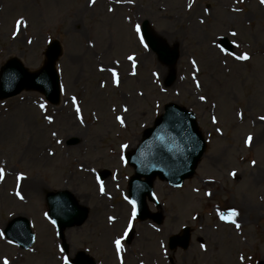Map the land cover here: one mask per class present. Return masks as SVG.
<instances>
[{
	"label": "rangeland",
	"instance_id": "374dc122",
	"mask_svg": "<svg viewBox=\"0 0 264 264\" xmlns=\"http://www.w3.org/2000/svg\"><path fill=\"white\" fill-rule=\"evenodd\" d=\"M229 2L241 17L249 15L247 21L235 18ZM262 12L260 0H0V69L17 58L37 72L46 63L49 43L62 46L58 105L36 91L0 100V232L15 217L25 216L36 234L29 250L0 236V264L5 259L9 264H65V258L74 264L80 252L97 264L264 262ZM21 19L24 24L18 27ZM145 20L156 36L178 47L172 70L140 43L135 25ZM222 37L234 44L232 53L221 50ZM244 53L251 58L236 59ZM130 55L136 57L135 68ZM169 71L174 80L167 86ZM171 102L195 113L207 150L196 176L181 188L155 183L166 222L154 231L148 222L132 219L128 181L134 170L124 155L140 144L143 132ZM123 144L128 148L122 149ZM103 172L109 175L101 181ZM29 183L36 187L29 189ZM62 190L73 192L90 209L83 226L65 231L67 252L46 204L48 192ZM217 210L237 211L230 219L241 227L226 223ZM130 222L134 233L127 244ZM188 223L195 229L193 247L171 252L169 238ZM120 237L117 253L113 241Z\"/></svg>",
	"mask_w": 264,
	"mask_h": 264
},
{
	"label": "water",
	"instance_id": "95a60500",
	"mask_svg": "<svg viewBox=\"0 0 264 264\" xmlns=\"http://www.w3.org/2000/svg\"><path fill=\"white\" fill-rule=\"evenodd\" d=\"M145 37L160 59L173 67L178 60L177 48L171 51L163 41L156 38L148 22L143 25ZM222 45L231 49L228 40ZM61 54L60 45L54 42L47 53V65L37 74H30L17 60L10 61L2 70L0 81V98H9L21 93L24 89H36L43 92L53 103L59 101V78L55 71V63ZM170 76L167 85L173 83ZM205 151V141L200 134L195 115L176 104H169L165 114L156 122L155 127L146 132L145 140L134 155L128 157L136 168V176L131 181V198L136 202L138 217L148 218L146 196L153 197V182L157 176L167 181L171 186H180L184 180L195 173V168ZM144 177L145 181L140 179ZM50 215L55 220L59 230L80 226L87 219L88 210L81 207L75 197L68 191L50 192L47 195ZM161 223V220H157ZM7 236L19 243L23 248H29L34 235L26 218H18L11 222L5 232ZM187 236L171 238L172 249L188 245ZM77 264H94L87 257L80 256ZM264 264V263H261Z\"/></svg>",
	"mask_w": 264,
	"mask_h": 264
},
{
	"label": "snow or ice",
	"instance_id": "6c2138e0",
	"mask_svg": "<svg viewBox=\"0 0 264 264\" xmlns=\"http://www.w3.org/2000/svg\"><path fill=\"white\" fill-rule=\"evenodd\" d=\"M91 2H92L93 4H95V0H91ZM238 2H240V0H238ZM260 3H261V4H264V0H260ZM189 8H191V4L189 5ZM109 11H112V9H109ZM201 23H203V21H201ZM23 24H24V21H23L22 19L17 21V26H18V27H19L20 25H23ZM135 32H136L137 34H140V43L143 44V46L145 47V49H147V48H148V44L145 43V38H144V36L141 34V26H140L139 24L135 25ZM231 35H232V36H236L237 33H236L235 31H233V32L231 33ZM29 43H31V41H29ZM221 50L223 51V49H221ZM250 58H251V57H250L247 53H244L243 55H240V56H236V59H237V60H249ZM127 59H128L129 61L132 62V66H133V68H135V66H136V57L133 56V55H130V56L127 57ZM192 64L195 66V65H196V61L193 60V61H192ZM101 70H103V69H101ZM197 71H199L198 68H197ZM133 75H135V72H133ZM113 76L115 77V79H116V83H117V85H118V84H119V77H118V74L115 73V72H113ZM196 86H197V87H200L199 81H197ZM141 95H142V93H141ZM72 99H73V102L75 103V102H76V98L73 97ZM199 99L203 101V100H206V97H205V96H200ZM40 107H41V108H44L45 105L41 104ZM76 111H77V113H80L81 110H80L79 106H77ZM124 111L127 112L128 109L125 108ZM240 115H241V118H243V114L241 113ZM116 119L119 121V123H120L121 125H124V124H125V121H124V118H123V117L117 116ZM259 119L262 120V121H264V116H261ZM48 120H49L50 123L52 122V118H51V117H48ZM81 120H82V117H81ZM213 122H214V123L217 122L216 119H215V117H213ZM217 131H219V129H217ZM252 140H253V137H252V136H248V137H247V140H246V143H247L249 146H251ZM121 148H122V149H127V148H128V145H127V144H123V145H121ZM122 159H123V157H122ZM252 163H253V165H255L256 162L253 161ZM2 175H3V169H0V176H2ZM232 176L235 177V176H236V173L233 172V173H232ZM99 191H100L101 194H104V193H105V188H104V185H103L102 182L100 183ZM17 195H20V194L17 193ZM208 195L211 196L212 194L209 192ZM20 198L23 199V196H20ZM125 199H127V197H125ZM130 203H131L132 206H133V211H132V213H131V216H132V219L134 220L135 217H136V214H137V213H136V202H135V201H130ZM230 215H231L232 217H235V216L239 215V213H238L237 211H232V212L230 213ZM108 219H109L110 222H115V217H109ZM221 219H226V217H225V215H224L223 213H221ZM52 223L55 224V220H53ZM232 223L235 225V227H236L237 229H239V228L241 227V225H240L239 223H237L235 220H232ZM128 230H131V222L129 223L128 228H127V230L125 231V234H124L125 236L127 235V231H128ZM3 235H4V234H3L2 232H0V236H3ZM122 239H123V237L115 238L114 241H113V243H114V245H115V250L117 251V253H119V252L121 251V249H122ZM11 242H12V241H9V243H11ZM201 247H204L205 250H206V246H205V245H201ZM62 251H63V249H62ZM240 259L243 260L244 257L241 256ZM4 264H9V261H8L7 259H5V260H4ZM65 264H67V258H65ZM121 264H123L122 261H121Z\"/></svg>",
	"mask_w": 264,
	"mask_h": 264
},
{
	"label": "bare ground",
	"instance_id": "6f19581e",
	"mask_svg": "<svg viewBox=\"0 0 264 264\" xmlns=\"http://www.w3.org/2000/svg\"><path fill=\"white\" fill-rule=\"evenodd\" d=\"M245 2H247V0H245ZM231 2H229V4H230ZM235 3H237V2H235ZM233 5V2L230 4V8L231 9H235V18L238 20L239 19V17H240V20L241 21H247V19L249 18V15H247V16H240L238 13H239V10L236 8V7H233L232 6ZM258 11H260V10H258ZM262 15H264V12H262ZM27 186H28V188L29 189H32V188H35L36 187V184H27Z\"/></svg>",
	"mask_w": 264,
	"mask_h": 264
},
{
	"label": "flooded vegetation",
	"instance_id": "af4514ba",
	"mask_svg": "<svg viewBox=\"0 0 264 264\" xmlns=\"http://www.w3.org/2000/svg\"><path fill=\"white\" fill-rule=\"evenodd\" d=\"M162 206H163V204H162ZM163 209H164V206H163ZM224 215H225V217L227 216L226 214H224ZM188 226H189V224H188ZM191 230H192V237H193V234H194L195 230L193 228ZM198 241L203 244V240L202 239H198ZM193 245L194 244L192 242L191 245H190V248L193 247Z\"/></svg>",
	"mask_w": 264,
	"mask_h": 264
}]
</instances>
